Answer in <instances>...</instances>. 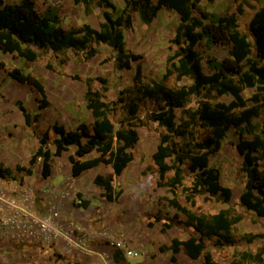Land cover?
<instances>
[{"label":"rangeland","instance_id":"rangeland-1","mask_svg":"<svg viewBox=\"0 0 264 264\" xmlns=\"http://www.w3.org/2000/svg\"><path fill=\"white\" fill-rule=\"evenodd\" d=\"M5 1L15 3L19 0ZM110 1L118 9L124 7L123 0ZM36 3L40 11L49 4L56 5L63 26L68 29L78 28L84 23L99 28L104 20V10L110 9L93 3L91 11L87 13L84 4L75 0H36ZM263 4L264 0H201L197 9L222 15L235 13L239 28L248 34L253 43L249 22ZM132 17L133 27L125 30L127 48L142 54L140 64L145 81L160 78L178 15L173 10L162 8L149 24L142 21L138 12H133ZM96 48L97 54L89 59L82 52L68 50L64 63L52 52H45L37 60L28 61L18 54L0 51V62L5 63V68H0V164L14 170L18 165L33 169L32 175L16 171V179L0 178V264H177L171 261V252L159 250L160 245L166 242L170 244L174 237L186 239L196 233L184 224L183 214L178 220L172 219L176 209L168 203L171 193L168 187L157 184L158 167L152 155L165 129L153 119L158 104L151 99L141 104L133 119L128 117L122 104H113L110 118L115 128L133 126L140 135L139 141L131 149L133 161L120 175H113L112 167L101 163L74 177L69 156L74 154L75 146L61 156L53 157L52 172L47 178L42 176L40 158L30 165V158L39 147L45 131H49L48 145L54 151V123L75 128L81 122H93L84 98L87 78L92 79L94 88L102 90L103 100L109 103L117 100L121 89L132 85L134 69H118L115 66V51L107 44H97ZM197 49L203 56L206 72L209 71L207 61L210 57L222 59L229 55L228 46L208 45L206 40L200 42ZM48 64H51V68ZM14 67H21L43 81L48 106L39 109L43 97L30 85L19 83L9 76L8 71ZM99 77L105 78L106 84ZM190 83V79H179L175 75L167 80L169 86ZM103 86H107V89H103ZM253 92L254 89L246 88L243 96L248 98ZM204 93L191 96L185 107L196 109L203 101L216 103L231 99L230 95L218 97L212 93L207 97ZM20 105L33 115L40 114L32 125L26 124ZM176 113L180 122L182 108L176 109ZM263 121L264 108L255 119L259 124ZM193 132L197 140L207 134L206 128L199 125ZM175 140L183 141L182 138ZM235 141V133L231 130L221 148L210 156L211 165L221 171L222 184L233 190L231 205L244 214L243 220L233 229L235 241L232 244L219 248L215 245L216 238L205 239L207 251L222 264L228 263L234 256L239 257L241 251H257L264 241V237L252 243L245 241L248 233L264 234V218L246 211L240 204L245 176L240 169L242 157L234 145ZM98 155L97 151H93L78 158L84 160ZM184 168V185L189 186L193 175L186 165ZM172 173L169 172L167 177ZM98 174L105 177L113 175L114 191H121L117 201H108L102 195L103 187L95 182ZM182 191V187L177 190L181 203L195 212L210 214L228 207V204L204 194L197 195L196 205L190 206ZM85 201H88L87 206H82ZM55 212L58 215L54 216L50 227L43 230L41 221ZM156 215L161 220H157ZM165 223L170 225L165 226ZM117 251L119 260L115 258ZM129 251L132 253L129 254Z\"/></svg>","mask_w":264,"mask_h":264},{"label":"trees","instance_id":"trees-1","mask_svg":"<svg viewBox=\"0 0 264 264\" xmlns=\"http://www.w3.org/2000/svg\"><path fill=\"white\" fill-rule=\"evenodd\" d=\"M75 1L82 2L87 13L91 11L93 3L110 8L104 10V20L100 22L99 28L89 23L74 29L65 28L56 5L49 4L40 11L36 0H19L15 3L0 0V51L18 54L28 61H35L45 52H52L64 63L68 50L82 52L89 59L97 54L96 45L104 43L115 51L114 60L118 69H134L133 83L121 89L117 100L109 103L103 100L102 90L94 88L92 79L87 78L84 98L93 122H81L75 128L54 123V151L48 145L49 131H45L39 147L30 158V165L40 158L42 176L47 178L52 172L53 157L61 156L71 146H75L74 154L69 156L74 177L101 163L110 165L113 175H120L133 161L131 149L139 141L140 135L133 126L115 128L110 118L113 104H122L128 117L133 119L145 100H153L158 104L153 119L165 129L152 155L158 167L157 184L168 187L171 193L168 203L176 209L172 219L178 220L183 214L184 224L198 233L186 239L174 237L170 244L160 245L159 250L171 252L173 263L177 262L176 254L183 250L195 260L202 257L201 264H222L207 251L205 239L216 238L215 245L219 248L232 244L235 241L233 229L243 220L244 214L231 205L233 190L222 184L221 171L211 165L210 156L221 148L231 130L236 136L234 145L242 157L240 169L245 176L240 204L246 211L264 218V121L260 124L255 122L264 108V4L254 12L249 22L252 43L248 34L239 28L235 13L222 15L199 11L197 8L201 0H123L122 9H118L110 0ZM162 8L175 11L178 23L170 39L164 72L160 78H152L147 82L140 64L143 56L127 48L125 30L133 27V12H138L142 21L149 24ZM203 40L208 45L223 44L229 47L227 57L218 59L212 56L208 59V72L204 68L203 56L197 49ZM47 66L51 68V64ZM0 68H5L4 62H0ZM8 74L19 83L30 85L43 97L39 109L48 106L45 85L41 79L21 67L12 68ZM173 75L179 79H190L191 83L169 86L167 80ZM99 80L103 84L107 82L103 77H99ZM246 88L254 89L248 98L243 96ZM103 89H107V86H103ZM203 91L207 97L214 93L218 97L230 95L231 99L229 102L216 103L203 101L196 109L185 107L191 96ZM19 108L27 125H32L33 120L40 116L39 113L33 115L23 105ZM178 108H182L180 122L176 113ZM198 125L207 130L201 140L195 139L193 132ZM175 138H182L183 141L178 142ZM93 151L99 155L84 160L78 158ZM185 165L193 175L189 186L184 185ZM16 171L33 174L31 167L18 165L14 170L0 164V178L16 179ZM169 172L173 173L167 177ZM113 175L105 177L98 174L95 177V182L104 189L102 195L111 202L117 201L121 194V191H114ZM180 187L190 206L196 205L197 195L204 194L228 204V207L210 214L195 212L181 203L177 192ZM87 204L88 201H85L82 206ZM155 218L161 220L159 215ZM169 225L165 223V226ZM263 237V233H248L245 241L252 243ZM115 258L119 260V251ZM251 262L264 264V241L257 251H241L239 257L234 256L226 264Z\"/></svg>","mask_w":264,"mask_h":264},{"label":"crops","instance_id":"crops-1","mask_svg":"<svg viewBox=\"0 0 264 264\" xmlns=\"http://www.w3.org/2000/svg\"><path fill=\"white\" fill-rule=\"evenodd\" d=\"M96 28V27H95ZM197 235L198 233H192V235ZM165 244H169L166 242ZM177 257V264L185 263V264H201L202 263V257L195 260L191 257H189L183 250H181L179 253L176 254Z\"/></svg>","mask_w":264,"mask_h":264},{"label":"built area","instance_id":"built-area-1","mask_svg":"<svg viewBox=\"0 0 264 264\" xmlns=\"http://www.w3.org/2000/svg\"><path fill=\"white\" fill-rule=\"evenodd\" d=\"M58 213L55 212L51 215H49L46 219H44L43 221H41L40 225L42 227L43 230H46L47 228L50 227V225L52 224V220L54 219V216H57ZM132 253L131 251H129V254Z\"/></svg>","mask_w":264,"mask_h":264}]
</instances>
